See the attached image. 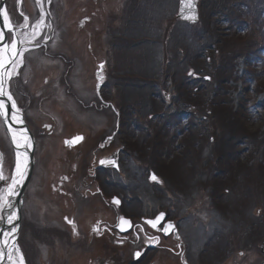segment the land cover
Returning a JSON list of instances; mask_svg holds the SVG:
<instances>
[{"label": "rangeland", "instance_id": "obj_1", "mask_svg": "<svg viewBox=\"0 0 264 264\" xmlns=\"http://www.w3.org/2000/svg\"><path fill=\"white\" fill-rule=\"evenodd\" d=\"M150 1V11L144 7L145 15L141 16L142 34L140 39H144L145 42L140 43L137 47H129V39L132 38L123 37L126 33L125 30L130 31L132 26L131 24L127 27L129 21L126 19V15L133 13L132 10L128 11L129 7H126L127 0H58L55 13L60 23L59 27L55 28V17H51L53 23L50 16L46 17V34L51 32L55 34L56 31L58 34L60 31L58 50L72 56H75L76 52L78 54L81 51L85 52L87 42L89 43L88 35L91 34L94 68L97 67V61L105 57L108 60L109 68L114 65V69H116L118 64L122 67V73L131 74L128 80L119 77V79H124L123 81L128 87L126 86V90H120L116 97L111 96L116 106L119 103V94L124 95L125 93L129 104L135 103L137 98L144 94L142 87L147 85L149 88L151 85H155L156 87H151V90L157 95L161 94V99L164 96L163 91L168 94L174 90L178 91V85L183 86L181 98L185 101L181 106L170 110L171 118L174 119L181 116L183 112L189 113L182 126L175 127V125L173 127L171 121L167 125L159 127V125L154 126L153 122L149 126L147 136L142 139L144 142L146 139L151 140L152 147H149L147 143H144V146L150 154L154 153V159H157V155L163 159L155 172L158 174L165 172L169 183L177 185L175 190L179 189V193L184 194L187 198L184 203V207H186L182 210L176 208L173 213L177 217H181L190 209L191 215L186 220L187 224L184 225V229L189 240L199 245L211 231L212 222L217 216V211L212 205L214 206L215 203L227 207L220 219L221 233L217 246L222 251L220 256L231 254L235 258H239L241 256L239 254L243 251L245 253L243 259H253V262H250L252 264H264V176L262 177L264 174V50L261 51L262 54L251 51L250 57L246 58L243 57V54H229L234 59L231 66L224 65L229 69L228 75L226 73L222 81L215 87L214 81L208 83L209 86L206 84L204 89L201 86L198 87V84H194L191 77L187 76V69L183 70L181 75L174 76L171 60L166 54V44L168 43L170 46V42L174 38L173 28H178V26L173 27V22L176 25L179 24V19L175 17L174 13L177 10L178 0H147L146 2L150 3ZM237 1L218 6L214 10L215 14L217 12L219 14L217 16L214 14L215 21H212L211 32H208L207 37L212 39L213 36L210 33L216 30L214 37L217 38L211 45L213 50L209 51V55L214 51L213 59H217L218 65H221L219 60L221 54L216 55L219 46L229 49V46L240 41L235 52L244 51V47L250 42L247 40L252 39V34H254L251 28L252 21L249 18L252 16V2ZM261 8L264 9V7ZM220 13L223 15V19L218 18ZM86 16H89L88 19H84ZM257 17H260L258 12ZM261 19L263 20V18ZM83 22L85 25H82ZM103 22L107 24V37L104 33L102 34L106 31ZM181 28L182 26L179 27V29ZM254 30L264 31V25L262 27L258 25ZM31 32H35V30ZM115 33L117 37H114ZM256 36L254 35V40L257 39ZM221 38H223L222 41ZM104 42L107 45V52L103 46ZM121 42L128 45L121 48L119 45ZM206 42L207 40L202 43L203 48L200 45L191 51L196 52L197 55L200 53L205 55L206 51L202 50L206 48ZM70 47L77 48V51L69 49ZM39 60L34 71L39 73V82L35 80V85L38 86H33L34 88L31 89L36 98L38 97L36 93H40V84L43 85L44 77L49 78V83H56L62 75L63 77L68 75L63 73L65 68L59 70L58 61L50 60L46 56H44L45 61L40 58ZM201 60L200 56L198 61L201 62ZM61 65L64 67V64ZM211 66L212 61L205 68L207 70L204 71L205 78L216 76V70ZM122 88L121 86L120 89ZM53 90L56 92L57 88L54 87ZM175 92L171 97L174 98L178 95ZM41 98L42 95L39 100ZM57 104L58 101L53 100L50 106L59 110ZM160 107L159 104L156 110H159ZM69 108H72L77 115L82 113L83 119L86 118L92 122L101 115L96 108L86 110V107L81 106L76 100L71 103ZM107 112H110V119L105 116V119L101 118L97 125L102 126V130H105L107 135L111 134L112 137L117 129L119 119L111 108ZM121 112L119 109L118 113L121 114ZM27 113L28 117L32 116L30 111ZM40 115L44 114L40 113L39 118L31 121V124L38 125L36 132L39 134L42 131L40 125L43 124L40 120L44 121L43 116ZM190 118H198L203 122L204 128H200L203 130V134H199L197 137L198 129L196 128L193 130L191 138L187 136ZM216 118L218 125L214 129ZM120 119L122 121L123 116ZM110 125H112L111 128ZM76 130H78L77 127L71 126L69 132H66L67 136H71ZM119 131L121 132L122 129ZM208 131L209 136H207ZM118 137L119 135H116V138ZM138 139L139 133L135 135V138L133 137L132 142ZM231 140H234L232 144ZM192 141L199 143L197 145L186 143ZM6 142H8L7 138L0 135L1 146L7 151ZM41 143L43 146L39 150V160L42 155L43 158L51 157L50 144H47L46 151L44 150L45 138L41 137ZM231 145H233L232 148ZM170 147L173 149V153L164 157ZM147 150H140L136 144L132 152L135 151V155L139 153L137 156L145 157ZM57 152L58 150H55L53 163L48 168L56 162ZM127 154H130V150L126 148ZM46 163V159L41 160L39 176L45 175L44 165ZM258 175L261 176L258 177ZM228 184L232 187L230 191L226 189L227 186H224ZM219 191L223 192V197L220 199L217 195H220ZM210 192H213L212 195ZM177 203L182 207L181 200ZM210 254L217 255L214 252ZM223 257L221 259H224Z\"/></svg>", "mask_w": 264, "mask_h": 264}, {"label": "flooded vegetation", "instance_id": "obj_2", "mask_svg": "<svg viewBox=\"0 0 264 264\" xmlns=\"http://www.w3.org/2000/svg\"><path fill=\"white\" fill-rule=\"evenodd\" d=\"M57 3L58 0L7 1L9 21L6 46L9 56L12 43H16V48L18 42L22 45L16 53L14 63L8 69L12 73L8 79L11 92L13 85L16 88L18 85L26 87L30 82L31 75L26 66L29 61L27 51L30 47L36 49L46 44L40 40L41 45L38 46L35 41L37 43L40 38L45 37L43 28L47 14L51 17L48 7H55ZM14 15L22 21L13 19ZM40 21L42 23H39ZM9 22L12 25L11 31ZM33 30L35 32L30 33ZM88 37L89 43L87 42L84 53L85 65L81 63L79 68L71 71L72 76L79 79L80 88L85 92H81V95L85 97L92 91L93 74L91 34ZM6 46L0 47V54L4 53ZM43 55L42 51L41 58ZM4 71L5 68H0V75ZM44 82H48L47 77H44ZM47 89L48 87L44 86L40 92L49 94L46 101H50L55 93L50 90L49 93ZM61 98L58 94L60 105ZM26 99L27 96L18 99L23 109L25 108L22 103ZM70 128H65V131ZM83 128L81 131H74L71 136L64 137L62 143H53L54 150H58L56 162L48 168L53 161L48 163V158H43L47 160L44 165L45 175L31 181L26 190L25 221L21 226L19 241L24 245V254L30 264H252L250 262H253V259L250 258L243 261L240 260L241 257L235 258L231 254L224 257L218 253L211 255L205 253L202 246L194 245L184 229L188 217H177L173 213V205L170 207V214L165 212L157 226L152 227L148 221L154 220L160 212H164L157 206V197L160 196L159 193H163L161 190H152L149 194L132 192L135 201L131 205L123 202L121 205L113 204L109 195L105 196L99 191L95 193L91 179L95 174L93 169L101 167V176L105 180L107 174L104 173V167L115 164L120 155L116 149L110 148L102 126L92 123L85 127L84 132ZM78 134L83 135L82 140L74 144L66 143V139L70 138L68 141H71ZM54 138L55 136L45 142L46 145ZM123 152V164L126 165L131 162L133 155L131 152L127 155L126 151ZM2 168L6 179H0V190L3 184L6 182L8 185L13 177L9 176L4 166V157ZM2 208L3 199H0V213ZM182 209L180 207V210ZM121 217L128 218L131 227L122 224ZM169 224H174L175 227L168 229ZM121 227L126 230L122 231ZM137 252L140 253L139 257L135 255ZM222 257L224 259H221Z\"/></svg>", "mask_w": 264, "mask_h": 264}, {"label": "snow or ice", "instance_id": "obj_3", "mask_svg": "<svg viewBox=\"0 0 264 264\" xmlns=\"http://www.w3.org/2000/svg\"><path fill=\"white\" fill-rule=\"evenodd\" d=\"M182 2L185 3V6L187 8H189V9L194 8L193 0H182ZM2 14H3V17H4L5 21H9L8 13L6 11H4ZM39 23H42V21H40ZM8 27H9V31H11L12 25H11L10 22L8 23ZM2 35L3 34L0 33V37H2ZM16 53H17V48H16V43L15 42L12 43V45H11L10 56H9V53H8V50H7V46H6L4 53L0 54V68H6L7 64L14 63V59L13 58L16 56ZM101 67H103V66L101 65ZM11 75H12V73L9 72V71H4L2 73V75H0V97L7 96V98L9 100H11L12 97H11V94L5 90L4 77L10 78ZM13 106H14V101H13ZM0 114L4 115L5 117L8 116L7 106L4 104V102L2 100H0ZM13 139L16 140V136L15 135L13 136ZM23 139H24V144L23 145L18 144V146L31 147V144L28 141L27 137H24ZM82 139H83V137H75L71 141H66V143L74 144V143L79 142ZM20 156L23 157L22 161L20 160ZM27 163H28L27 154L26 153L18 154V162L16 164L15 172H16V176L19 177V179H14L13 180L12 185L7 189L5 195H13V194H15L13 190H14L15 186L17 184H19L24 179V173L27 171ZM101 163H105V161H101ZM112 163H114V161ZM0 179H6V177L3 176L2 171H0ZM152 179L156 180L157 178L155 177V175H153ZM0 199H3V197H0ZM114 202L116 204H119V200H115ZM5 204H6L7 207H11V205L8 204L7 201H5ZM163 215L164 214H161V216L158 217L156 221H148V223L151 224L152 227H156L158 222H159V220L163 218ZM0 219H3V217H0ZM13 219H14V214L9 215L8 223L11 224L13 222ZM120 219H121V223L122 224H126V225H129V227H131L130 221H128L127 219H125L123 217H121ZM70 223H71V221H70ZM118 227H120V225H118ZM174 227H175L174 225H171V224L168 225V229H172ZM121 230L124 231L126 229L121 227ZM166 231H167V229H166ZM135 255H136V257H139L140 253L137 252ZM22 261H23V258L21 257V264H22Z\"/></svg>", "mask_w": 264, "mask_h": 264}, {"label": "trees", "instance_id": "obj_4", "mask_svg": "<svg viewBox=\"0 0 264 264\" xmlns=\"http://www.w3.org/2000/svg\"><path fill=\"white\" fill-rule=\"evenodd\" d=\"M225 1H227V0H203L201 2V4H200V8H201V13H202L204 19L205 20L207 19V20L210 21L212 19L213 14H214V10L221 3H224ZM252 30H253L252 32L254 34H252V39H248L247 40V42L249 40H250V42L244 47V51L235 52V50L237 49V47L240 44V41H236L235 45L229 46V49H224L222 46H220L218 48V53L216 55H218V54L220 55L221 54L219 56L220 57L221 67L217 68V63H215V61H217V59L216 60L213 59V62H214L213 67L217 68V71H216V74H215L216 76L213 77L214 80H221L222 81V79L224 78L225 74L227 73V75H228L229 69L224 67V65L231 66V63H233V59H234V58H231V56L229 54H231V55L235 54L236 55V53H237V54H240V55L241 54H243V55H251V51L253 53L257 52V50L260 47V45L264 44V32L261 33L260 31H257V30H254V29H252ZM254 35L255 36L257 35L256 36L257 39H255V40L253 39ZM206 36L207 35L205 34V37ZM205 37L200 32L192 34L191 37H190V50L196 49L198 46H200L204 42ZM206 38H207V41H209L208 37H206ZM193 54H194V52L191 51L190 56H193ZM211 57L213 58V54L211 55ZM195 61L196 60H194V58H193V61L191 60L190 65H191V67L195 68L196 71L197 70L199 71L202 68L201 64L203 62H201L200 64H197ZM198 63H199V61H198ZM205 63H207V62H205ZM211 68H212V66H211ZM211 74H212V72H211ZM228 79L230 80V78H228ZM220 82H218V83H220ZM206 83H208V82H206ZM208 86H209V84H208ZM211 111H213V110H211ZM214 116H215V114H214ZM217 120L218 119L216 118L215 119V124H214L215 126H213L214 129L217 128L216 127L218 125L217 124ZM210 128H212V127H210ZM206 129H207V127H206ZM207 136H209V131H208ZM224 140H226V139H224ZM233 141L234 140H231L230 143L232 144ZM232 146L233 145H231V148H232ZM259 176H261V175H258V177ZM263 176H264V174L262 175V177ZM224 186H227V189H231V185L229 186V184L228 185H224Z\"/></svg>", "mask_w": 264, "mask_h": 264}, {"label": "water", "instance_id": "obj_5", "mask_svg": "<svg viewBox=\"0 0 264 264\" xmlns=\"http://www.w3.org/2000/svg\"><path fill=\"white\" fill-rule=\"evenodd\" d=\"M196 2L197 0H193V3H194V8L192 9H189L185 6V3L184 4V8H183V11H182V17L183 18H189L190 20H195L196 17H197V8H196Z\"/></svg>", "mask_w": 264, "mask_h": 264}]
</instances>
